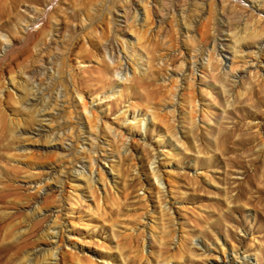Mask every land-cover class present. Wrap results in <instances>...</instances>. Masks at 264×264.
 I'll use <instances>...</instances> for the list:
<instances>
[{"label": "rangeland", "instance_id": "1", "mask_svg": "<svg viewBox=\"0 0 264 264\" xmlns=\"http://www.w3.org/2000/svg\"><path fill=\"white\" fill-rule=\"evenodd\" d=\"M14 1L0 28L6 242L35 264L55 263L48 227L58 264H264V0H149L144 23L139 0H48L39 50L23 43L48 1ZM82 165L104 180L78 179Z\"/></svg>", "mask_w": 264, "mask_h": 264}, {"label": "bare ground", "instance_id": "2", "mask_svg": "<svg viewBox=\"0 0 264 264\" xmlns=\"http://www.w3.org/2000/svg\"><path fill=\"white\" fill-rule=\"evenodd\" d=\"M33 2H35V3H45L46 1H48V0H32ZM129 1H131V0H126L125 2H129ZM151 1H155V0H151ZM157 1V0H156ZM170 1H172V0H170ZM169 1V2H170ZM57 2V1H56ZM18 3V2H17ZM17 3L14 1V0H11L10 2H9V0H0V28H2V27H5V26H7L8 24H10V23H12L14 20H15V17H16V15L14 16L13 15V13H14V10H15V4L17 5ZM47 3V2H46ZM48 3L49 4H47L45 7H44V13H43V11H42V16L40 15V17L38 18V19H35L34 21H32V22H30L31 24H29V26L26 28L27 30V32H26V39H25V41H24V43H23V45L24 44H32L33 46H35V47H37L35 50H39L40 49V47H38V44H36L37 42L35 41L36 39H37V37L38 38H42V36H45V34H46V32L47 31H49L50 29L49 28H51V26H53L52 24H53V22H52V15H51V13L50 14H48L50 11V9H49V6L51 5V2L50 1H48ZM53 3H55V1L53 2ZM52 3V4H53ZM130 3V2H129ZM90 4V3H89ZM132 4H133V1H132ZM173 4V3H172ZM171 4V5H172ZM195 5V4H194ZM196 6V5H195ZM200 6H201V9H203V8H205L204 7V4L203 3H200ZM149 7H150V1L149 0H139V3H138V6H136V5H133V15H134V17L135 18H139V20H140V22H142V23H144V22H146L147 20H148V18H149ZM48 8V9H47ZM102 8V7H101ZM132 8V7H131ZM195 8H197V6L195 7ZM42 9V8H41ZM59 8H56L55 10H56V13H57V10H58ZM193 9V8H192ZM191 9V10H192ZM201 9H199V10H201ZM130 10V9H129ZM193 10H195V9H193ZM203 11H204V9H203ZM91 15V14H90ZM185 13L184 12H182V18L184 19V17H185ZM260 18V17H259ZM137 20V19H136ZM63 23V22H62ZM61 23V24H62ZM131 23V22H130ZM55 24V23H54ZM38 25H42V28L41 29H39L38 31H36L35 29H36V27L38 26ZM65 25V24H64ZM148 27H149V25H148ZM189 27H190V23H188V25L185 23V21H184V32L185 33H187V32H189ZM145 30V29H144ZM256 32V31H255ZM49 35V34H48ZM133 36V35H132ZM51 40H52V38H50ZM139 40V39H138ZM3 43L4 42H2V45H3ZM47 43V42H46ZM235 43V45H234V47L236 48L237 46L239 47H241V48H244L245 46L247 47V46H249L250 44L249 43H247V42H245V43H243V44H238V41H236V42H234ZM22 45V46H23ZM217 45V41H216V36H215V38H214V40H213V48L211 49V50H215V46ZM244 46V47H243ZM5 47V46H4ZM6 48V47H5ZM4 48V49H5ZM24 48V47H23ZM206 48V47H205ZM200 49V48H199ZM1 51H2V49H0ZM122 50L123 51H125V48H124V46H123V48H122ZM202 50V48L199 50V51H201ZM209 50V49H208ZM221 50V49H220ZM6 50H3V52H5ZM197 51V50H196ZM206 52L207 51V48L206 49H204V50H202V52ZM237 51H240V50H235L234 51V54L231 56V61L232 60H234V57H236L235 56V54L237 53ZM208 52V51H207ZM241 52V51H240ZM222 52H220L219 54H221ZM200 55V54H199ZM260 55V54H259ZM2 56H4L5 57V55H4V53H2ZM124 56H125V58H127V53H125L124 54ZM201 56V58L199 59V61H200V63H201V66L203 67H206L205 65L206 64H204L203 63V61H204V55H203V53L200 55ZM199 56V57H200ZM3 57V58H4ZM192 58V57H191ZM7 59V58H6ZM211 59V58H210ZM209 59V60H210ZM230 59H228V61L230 60ZM3 60V59H2ZM208 58H207V66H208ZM192 62V61H191ZM264 61L263 60H261V59H259V56L257 55L254 59H253V67L252 68H254V69H258V68H260V64H262ZM198 63H197V61H193L192 62V65L190 66V73H191V75L192 76H194L195 74H196V70H197V68H198ZM141 67H142V65H141ZM203 67V68H204ZM209 68V67H208ZM233 69V68H232ZM232 69H230L231 71H234V70H232ZM180 71V70H179ZM253 71V70H252ZM47 73H49V71H47ZM125 75H127V73H128V68H127V65H126V67H125ZM49 74H51V73H49ZM181 74V73H180ZM236 74H238V75H240V73H237L236 72ZM11 77V76H10ZM12 78V77H11ZM121 78H122V76H121ZM12 81H13V79H11ZM14 84V83H13ZM46 89L49 91L50 89H52L51 88V85L49 84L47 87H46ZM29 90L31 91L32 89H31V87L29 88ZM29 91V92H30ZM32 92H30V94H31ZM58 96H60V98H62L63 100L65 99V97H66V93H65V91L64 90H60L59 92H58ZM34 95V94H33ZM79 98L80 99H83V95H82V93H79ZM21 103V102H20ZM28 103H30V104H33V105H41V110H39V116L42 118V119H47L48 117H49V113H47V109L49 108V106H50V104L49 103H45V101H43V97H42V95H34L33 97H32V99H30V101H28ZM186 103V102H185ZM87 102H83L82 101V108L84 109V110H87ZM41 112V113H40ZM50 112V111H49ZM32 116V115H31ZM34 120V119H33ZM21 122V121H20ZM34 123V122H33ZM141 124H143V123H141ZM144 124H146L145 123V121H144ZM15 127V126H14ZM16 130V129H15ZM39 130L40 129H38V134L40 133L39 132ZM33 132H37V131H33ZM19 133V132H18ZM91 145V144H90ZM62 148H64V150H68L70 147H67V146H64V145H62ZM93 148V147H92ZM264 148V147H263ZM128 151H130V147L128 146V145H126V147L124 148V152L125 153H127ZM117 153V152H116ZM111 157H115V155H113V153H112V155H111ZM158 166L157 165H155L154 167H153V174H154V176H156V178H157V180L158 181H160V183H161V178L160 177H158V175H157V170H158V168H157ZM111 168H112V166H111ZM113 169V168H112ZM85 166L84 165H82V169H77L76 170V172H77V174H76V177L78 178V179H82L83 178V176H85ZM99 172V171H98ZM99 174V173H98ZM112 174V173H111ZM110 174V175H111ZM103 176L101 175V173H100V176L98 177V178H96V179H94L95 178V176H93V170L91 169V171H90V173H89V176H88V174L84 177L87 181H90V182H92V181H97V182H102L104 179L102 178ZM115 177V175H112V176H110V178H114ZM85 180V181H86ZM89 183V182H88ZM103 184V183H102ZM2 214V213H1ZM2 216V215H1ZM3 217V216H2ZM4 222H5V220H4V218H0V264H15V262L18 260V259H20V257H21V259L23 258V262H21L22 264H35L33 261H32V258L33 257H35L33 254H35V253H30V252H28L27 254H24L23 253V247H24V245H21V244H19V243H8V242H6V236H5V230H6V228L8 227V226H5V224H4ZM51 226V225H50ZM61 229H55L54 227H48L47 228V233H51L52 234V237L54 238V242H53V251L51 252V253H49V256L53 259V257H54V259H55V263L54 264H58V262H57V252L59 251V247H60V240L58 239V237H60L61 236ZM22 234V233H21ZM65 234V233H64ZM48 237V236H47ZM234 248V247H233ZM223 251V254H225V251H224V249L222 250ZM232 253H235V251H234V249H232ZM45 254V253H44ZM33 255V256H32ZM226 257V256H225ZM46 258V257H45ZM38 259V258H37ZM157 261V260H156ZM221 263H226V261L224 260V259H222V261H218V262H212V264H221ZM19 264V263H18ZM175 264V263H174Z\"/></svg>", "mask_w": 264, "mask_h": 264}]
</instances>
